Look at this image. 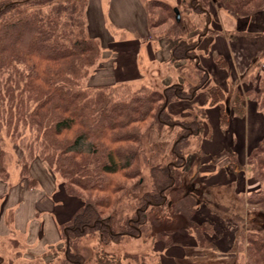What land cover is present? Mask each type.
<instances>
[{
  "label": "trees",
  "instance_id": "16d2710c",
  "mask_svg": "<svg viewBox=\"0 0 264 264\" xmlns=\"http://www.w3.org/2000/svg\"><path fill=\"white\" fill-rule=\"evenodd\" d=\"M211 1L245 15L264 12V0ZM203 2L208 4L209 0ZM87 3L0 1V182L8 179L3 144L5 137H11L54 168L63 178L65 193L82 201L62 227L66 240L62 264H82V256L72 252V239L93 233L98 244H107L123 234L142 231L146 211L158 217L159 212L168 211L165 192L174 184V172L185 165L189 139L203 133L206 107L218 109L223 133L231 117H244L246 98L264 118L263 65L246 93L235 87L227 100L218 84L207 88L206 107H196L200 122L182 124L166 154L158 148L155 155L147 156L143 138L152 129L160 133L172 126L168 105L193 97L208 81V73L196 57L197 41L179 39L180 23L170 15L176 28L171 37L178 40L170 48L169 61H193L197 70V84L189 91L178 84L163 91L149 86L131 89L122 83L84 85L83 80L101 57L99 41L87 35ZM149 22V29L157 27L158 20ZM216 63L225 68L223 58H216ZM143 167L148 168L150 189L133 196L143 184ZM247 168L257 182L248 194V203L264 212V134L250 151ZM131 179L133 183L128 184ZM130 196L137 201L133 220L127 219L117 232L118 223H113L109 213H116ZM244 240L245 264H264V228L248 230ZM101 251L96 252L97 264H120L119 258H106Z\"/></svg>",
  "mask_w": 264,
  "mask_h": 264
},
{
  "label": "rangeland",
  "instance_id": "374dc122",
  "mask_svg": "<svg viewBox=\"0 0 264 264\" xmlns=\"http://www.w3.org/2000/svg\"><path fill=\"white\" fill-rule=\"evenodd\" d=\"M87 1L85 7L87 35L95 38L99 27L97 28V19L92 17L91 10L88 8L91 2ZM140 1L147 24L151 19L158 20V23H155L157 27L149 29V33L153 41L157 40L164 45L163 53L178 40L171 37L176 29L170 18V15L174 17L173 8H177L179 12V28L182 30L180 31L182 35L178 38L197 41V46L200 41L203 47L206 46L213 33L219 31L222 33V30L227 37L235 33H249V31L255 34L252 31L256 30H262L260 34L264 33L262 10L252 15H245L211 0L208 4H204L203 0ZM154 13L157 16H154ZM257 14L260 16L256 17ZM96 39L99 40V38ZM195 52L198 54L197 49ZM104 61L101 49V57L82 84L90 86L88 84L90 77L104 67L102 65ZM252 63L250 71L240 77L239 83L235 82V77L234 80L227 78L229 86L227 100L235 86H239L244 93L247 92L253 78L262 72L264 54ZM174 64L178 66L177 72L173 71L175 73L166 66L160 70L156 65L151 68L143 65L141 81L121 83L129 85L131 89L149 86L163 91L168 85H164L161 79L170 72L173 74V80L179 78L176 84L180 85L183 91H189L188 88L197 84L198 81L193 61L180 60ZM219 81L222 82V79ZM117 84L120 83L113 85ZM212 85L213 83L207 81L196 92L197 97L191 103L188 100L191 101L193 98L174 100L168 105L172 126L170 129L163 128L160 133L152 129L148 136L143 138L144 148L149 150L147 156L155 155L158 148L166 154L175 137L181 133L182 124L188 126L192 122H200V110L196 107H206L204 106L207 98L206 89ZM246 105L256 114L251 118L256 130L248 133L249 137L243 145L241 143L237 145L238 150L234 147L236 144L232 147L233 149L224 148L227 142L229 143L228 140L222 143V149L216 154L215 151L205 153L203 149L212 148L206 143L201 145L203 139L209 140L212 137L206 118L204 122H201L204 126L202 135L192 136L189 139L185 151V165L174 172V184L165 192L168 211L165 209L159 212L160 217L146 211L142 231L132 236L123 234L107 244H98L97 236L93 233L72 239V252L82 256V264H97L96 252L101 250L106 258L110 255L119 258L120 264H245V235L248 230L264 228V212L250 205L247 198L251 189L256 188L257 183L247 168L248 156L264 134V118L247 98ZM3 148L6 152L4 162L7 166L8 179L0 182V264H62L66 249V240L62 236L63 225L59 226L58 237L53 246L47 245L43 250L39 245L49 244L51 239L49 242V239L43 238L36 228L37 223L32 222L33 219L30 216L33 214L40 216L43 209L51 210L53 205L60 211L58 218L64 221L66 217L73 216L79 210L82 201L75 196L67 195L63 178L54 168L43 163L37 154L32 155L20 140L5 137ZM221 169L225 175L220 173ZM141 176L143 184L139 187L138 193L133 196L141 195L150 189L147 167H143ZM116 178H120L119 175H116ZM229 181L233 183L229 184L224 191V188L217 185ZM127 183H133V179L128 180ZM209 183H213V186ZM235 187L237 193L234 191ZM136 202V199L130 196L117 208L116 213L113 211L109 213L113 223H118L117 232L127 219L130 220L129 222L133 220L135 213L133 207L137 206ZM200 206H205L208 210L200 209L197 214ZM209 208L213 212L212 215L207 213ZM20 214L29 216L31 220L29 219L28 223L23 220L15 226L17 216ZM7 229H11V232H6Z\"/></svg>",
  "mask_w": 264,
  "mask_h": 264
},
{
  "label": "crops",
  "instance_id": "0c3cea01",
  "mask_svg": "<svg viewBox=\"0 0 264 264\" xmlns=\"http://www.w3.org/2000/svg\"><path fill=\"white\" fill-rule=\"evenodd\" d=\"M89 2L91 3L88 8L91 10L92 17L97 19V28L99 27L97 37L94 36L95 38H99L98 41L100 42L103 58L105 59L102 64L104 67L102 66L103 68L90 77L88 83L90 86L139 81L143 75L141 73V70H144L143 65L150 66V68L156 65L160 70L166 66L169 67L171 72H177L178 66L169 61L170 49L163 53L164 45L157 40H152L147 18L140 0H95L94 2L90 0ZM258 15L256 17L260 16ZM214 21L218 20L214 19ZM261 31H252L255 34L250 33V31L249 33H235L227 37V34L222 30V33L221 31L213 33V36L210 37V41L207 42L206 46H202V41L198 42L200 44L196 48L198 51L196 57L200 65L208 73V83L218 84L228 94L229 86L227 84V78L234 80L235 77V82L239 83L240 77L245 72L248 73L250 71L252 62L264 54V33L260 34L259 32ZM218 56L224 59L225 68H220L217 65L215 58ZM169 73L166 74L164 79H161L164 81V85L176 84L179 78L173 80V74ZM157 74L159 73L157 72ZM220 79H222V82L219 81ZM235 87L239 88V86ZM196 97L197 95H194L191 97L193 99L191 101L188 100V102L191 103ZM248 107L245 100L244 117L240 119L232 117L229 120V125L225 133L219 127L218 109L216 107H206V123L207 127L211 130L212 137L209 140L206 138L203 139L201 145L206 143L207 146L211 145L212 148L208 147V149H203L205 153L215 151L216 154L217 151L222 149L221 146L224 141L229 140V143L227 142V146L229 147H224L226 149L229 148L228 150L230 148L233 149L232 147L235 144L236 146L234 147L237 148L238 144L241 143L243 145V142L247 141L249 137L248 133L256 130L252 125L253 120H251L256 114L252 111L251 107L249 109ZM220 173L225 175L222 169ZM232 183V181H229L217 185L224 188V191ZM212 184L209 183V185L213 186ZM234 191L236 193L238 192L236 187ZM203 208L207 209L205 206H200L196 213L199 214L198 211L200 209L203 210ZM55 210L56 208L52 205L51 210L43 209L40 216H36V214L30 216L33 219L32 222L37 223L36 228L40 231L43 238L45 240L49 239V242L51 239V243L39 245L43 250L47 245L53 246V243L58 237L59 226L66 224L71 218L69 216L62 221L58 218L60 211L58 209ZM210 211L211 209L209 208V212L207 213L212 215L213 212L211 211V213ZM17 218L15 226L19 225L18 223L23 220L28 223L30 219L29 216H22L21 214ZM10 230L7 229L6 232H11Z\"/></svg>",
  "mask_w": 264,
  "mask_h": 264
},
{
  "label": "water",
  "instance_id": "95a60500",
  "mask_svg": "<svg viewBox=\"0 0 264 264\" xmlns=\"http://www.w3.org/2000/svg\"><path fill=\"white\" fill-rule=\"evenodd\" d=\"M173 12H174L175 21L179 22L180 18H179V12H178L177 8H173Z\"/></svg>",
  "mask_w": 264,
  "mask_h": 264
}]
</instances>
